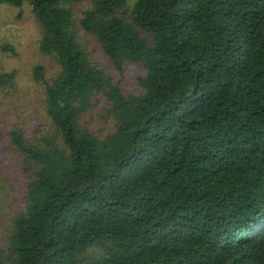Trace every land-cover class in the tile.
<instances>
[{"label": "trees", "instance_id": "obj_1", "mask_svg": "<svg viewBox=\"0 0 264 264\" xmlns=\"http://www.w3.org/2000/svg\"><path fill=\"white\" fill-rule=\"evenodd\" d=\"M1 4L31 6L59 72L53 137L9 132L33 169L0 264H264V0ZM79 31L119 74L140 68L139 92L91 63Z\"/></svg>", "mask_w": 264, "mask_h": 264}, {"label": "rangeland", "instance_id": "obj_2", "mask_svg": "<svg viewBox=\"0 0 264 264\" xmlns=\"http://www.w3.org/2000/svg\"><path fill=\"white\" fill-rule=\"evenodd\" d=\"M89 4L73 5L74 14L79 17ZM79 32L91 63L103 69L115 82L120 81L124 94L139 92L136 79L143 74L140 68L127 63L119 74L97 41ZM39 40V25L29 4L20 8L0 5V74L15 72L13 85L0 90V250L6 258L10 257L13 220L27 204L33 169L29 158L13 148L9 132L20 131L27 145L42 146L53 137L54 131L44 113V95L45 85L56 78L59 67L53 56L39 50ZM36 66L42 67L44 82L34 80Z\"/></svg>", "mask_w": 264, "mask_h": 264}]
</instances>
